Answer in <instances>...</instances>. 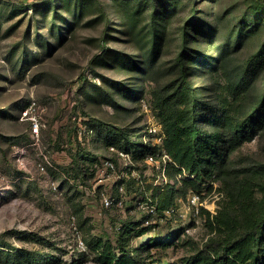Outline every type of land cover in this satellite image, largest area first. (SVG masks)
<instances>
[{"label":"rangeland","instance_id":"1","mask_svg":"<svg viewBox=\"0 0 264 264\" xmlns=\"http://www.w3.org/2000/svg\"><path fill=\"white\" fill-rule=\"evenodd\" d=\"M250 6L248 0H0V264L16 252L32 256L26 264L47 258L99 264L97 240L150 264H182L203 245L212 232L200 210L212 216L225 203L221 178H209L200 194H182L173 170L165 182L144 158L115 150L151 145L147 128L159 123L161 110L183 111L175 89L183 48L209 128L213 108L231 99L228 78L255 65L263 50L264 26L250 31L245 22ZM247 80L243 107L264 85V63ZM238 155L243 165L264 162V129ZM109 158L115 170L98 179ZM116 181L122 205L103 207V195L120 194ZM165 199L172 201L168 216L148 217L144 204H134ZM142 225L156 232L148 237L170 243L137 250Z\"/></svg>","mask_w":264,"mask_h":264},{"label":"trees","instance_id":"2","mask_svg":"<svg viewBox=\"0 0 264 264\" xmlns=\"http://www.w3.org/2000/svg\"><path fill=\"white\" fill-rule=\"evenodd\" d=\"M248 1L252 19L245 22L250 26V31H255L256 27L264 26V0ZM158 33L159 30L154 33V37ZM151 48L154 49V46ZM184 52L185 48L176 57L179 80L175 88L180 98L179 104L184 105L183 111L174 114L165 108L161 111L166 112L159 114V123L164 132L162 145L173 160L168 170L175 173L184 170L193 175L191 178H182V194L189 189L200 194L203 183L218 176L222 180L226 201L212 216L201 208L200 212L206 213V222L212 234L201 247L185 256L182 264H264V162L243 165L239 163L238 155L242 144L264 129V85L252 103L244 107L240 104L248 92L247 76L250 70H259L264 63V40L263 50L257 54V63L253 65L248 62L242 74L228 78L226 88L231 99L222 100L213 108L207 120L208 129L203 128L202 122L205 103L187 77ZM158 107L161 109L163 104L159 103ZM88 128L96 137L93 128ZM113 142L111 140L110 145L115 147L111 144ZM150 148V144L139 142L138 148L133 151L126 146L117 149L131 154L133 158L143 159L151 151ZM157 202L156 208L161 212L172 201L165 199L163 204ZM133 228L136 227L130 229ZM136 229L135 236L143 235L137 242V250L149 251L151 247L170 243L164 238L148 237L156 233L150 225ZM92 245L99 264H150L145 256L122 246H119L121 253L117 254L109 240H97ZM31 258L16 252L7 264H26L24 262ZM53 261V258H47L46 264H52Z\"/></svg>","mask_w":264,"mask_h":264},{"label":"built area","instance_id":"3","mask_svg":"<svg viewBox=\"0 0 264 264\" xmlns=\"http://www.w3.org/2000/svg\"><path fill=\"white\" fill-rule=\"evenodd\" d=\"M31 130H32V134L33 135H37L38 134V130H39V122L37 121V119L35 117L31 118ZM149 135L151 136L153 142L151 144V151L148 152L146 154V156L144 157V160L150 164H153L154 166H156V168L158 169V171L160 172V175L162 176L163 180L165 182H167V177H166V172H168L169 169V163L173 162V160L171 159V157L169 156V154L164 150L163 145H162V141H163V137H164V132L162 129V126L160 123H155V124H151L150 126H148L147 128ZM111 149H114V147L111 146ZM120 156L122 157H127L129 158V160L131 159V154L121 151V150H115ZM103 162V163H102ZM101 163L104 164V166L99 169V171H102L103 174L102 176H99L98 179H102V177H105L104 175H106V173L104 172L106 171H114L115 170V165H114V161L111 159H106L105 161H102ZM41 168H43V165H40ZM98 167V166H97ZM120 177V175L118 176ZM175 177L179 180H181V178L184 177H193L192 174L187 173L186 171H181V172H177L175 173ZM115 187L117 189V191L120 192V194H117V192H115L114 194H110V195H103L101 197V205L103 207L109 208L112 207L114 205L116 206H121L122 205V198H121V190L123 189V185L118 184V182L116 181ZM191 200L193 202H196L197 200V196L193 195ZM142 201H137L134 204L136 205H140V204H144V208L146 209L148 214H154L155 212H157V208H156V204L147 201V200H143L142 203H140ZM132 205V204H131ZM173 211L172 207H168L162 210L164 215H170V213ZM71 225H74V222H71ZM79 244L82 245L83 241L79 240Z\"/></svg>","mask_w":264,"mask_h":264}]
</instances>
